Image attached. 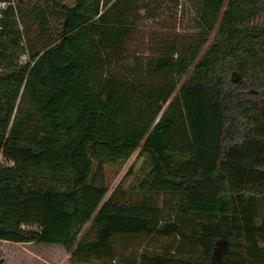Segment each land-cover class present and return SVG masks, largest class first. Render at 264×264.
I'll return each instance as SVG.
<instances>
[{"label": "trees", "instance_id": "16d2710c", "mask_svg": "<svg viewBox=\"0 0 264 264\" xmlns=\"http://www.w3.org/2000/svg\"><path fill=\"white\" fill-rule=\"evenodd\" d=\"M35 1L31 40L0 0V241L61 244L70 264H213L218 245L264 264V0H189L192 33L156 15L165 0ZM135 153L144 199H106V165ZM121 234L179 244L120 262Z\"/></svg>", "mask_w": 264, "mask_h": 264}, {"label": "rangeland", "instance_id": "374dc122", "mask_svg": "<svg viewBox=\"0 0 264 264\" xmlns=\"http://www.w3.org/2000/svg\"><path fill=\"white\" fill-rule=\"evenodd\" d=\"M69 4H73L76 0H65ZM165 9L161 11L158 8H154L157 16L160 18L169 19L170 23L176 26L178 33H192L194 31V18L195 10L192 3L189 0H165ZM35 0H13L15 5L21 6V23H28L30 29L33 32L30 34V39L34 40L40 35L39 31L35 26L31 25L33 22L31 15L32 5ZM142 13H146L143 11ZM161 13V14H160ZM175 13V15L173 14ZM164 15V16H162ZM24 21V22H23ZM147 18L143 23L147 27L153 28L155 24ZM60 22L56 19H50L48 27L53 31H56L59 27ZM35 28V30H34ZM214 37V33L211 39ZM210 43V42H209ZM207 48V46H206ZM30 57V55H28ZM28 59V58H27ZM23 60L22 62L29 61ZM172 100V99H171ZM170 101L165 105L164 110L169 106ZM144 158L135 153L129 161L122 167L117 164H108L105 167V180L109 187V192L106 199L114 192L122 200L127 197L136 201H142L144 196L134 188V185L144 177L146 171L143 167ZM132 168V172L130 169ZM124 193V195H122ZM156 201L160 204H168L170 196H159L155 197ZM91 227L89 222L85 225L80 239L92 238L93 233L88 232V228ZM87 231V232H86ZM179 244V238L176 236H158V235H119L115 238V246L118 251V257L120 262L129 261L132 259H139L143 252L149 253H163L169 249H174ZM187 249H190L189 251ZM184 256L189 258H196L199 253L195 252L194 248L186 247L184 250ZM226 260V250L223 246L218 245L215 247L212 254L213 264H224L222 261ZM71 253L61 244H46V243H14L9 241H0V264H70ZM85 264H99V261L92 259L90 262Z\"/></svg>", "mask_w": 264, "mask_h": 264}, {"label": "built area", "instance_id": "2783aa9c", "mask_svg": "<svg viewBox=\"0 0 264 264\" xmlns=\"http://www.w3.org/2000/svg\"><path fill=\"white\" fill-rule=\"evenodd\" d=\"M6 6H7V3H6V2H1V3H0V8H4V7H6ZM0 162H3V163H4L5 161H4L3 159H1ZM6 163H7V164H11V165L13 164L12 161H11V162H7V161H6Z\"/></svg>", "mask_w": 264, "mask_h": 264}, {"label": "water", "instance_id": "95a60500", "mask_svg": "<svg viewBox=\"0 0 264 264\" xmlns=\"http://www.w3.org/2000/svg\"><path fill=\"white\" fill-rule=\"evenodd\" d=\"M26 58V56H22V59L24 60Z\"/></svg>", "mask_w": 264, "mask_h": 264}]
</instances>
